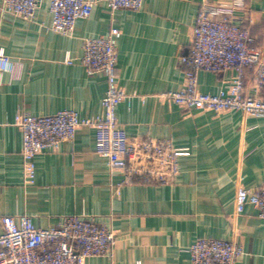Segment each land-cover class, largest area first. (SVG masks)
I'll return each mask as SVG.
<instances>
[{"label":"crops","instance_id":"1","mask_svg":"<svg viewBox=\"0 0 264 264\" xmlns=\"http://www.w3.org/2000/svg\"><path fill=\"white\" fill-rule=\"evenodd\" d=\"M96 1L70 36L49 28L48 0L39 1L32 21L0 12V47L20 62L16 74L5 72L0 83V221L26 213L35 225L47 227L68 214L94 215L115 229L117 238L111 256L89 257L85 264H191L186 248L199 237L238 243L243 256L237 264H264V219L251 205L235 217L234 205L239 183L253 189L264 182V116L188 110L159 97L181 86L179 56L190 45L202 0H143L138 10L113 13L107 0ZM245 4L251 45H262L264 0ZM113 25L121 30L118 83L129 95L116 115L127 140L165 139L188 147L189 154L178 157L171 183H127L94 151V130L80 125L72 142L35 156L34 181L24 185L16 113L69 109L80 118L98 115L106 80L99 72L87 74L79 62L81 39ZM67 53L72 63L65 62ZM251 75L247 70L248 93H253ZM229 78V72L201 69L198 90L214 94L229 85Z\"/></svg>","mask_w":264,"mask_h":264},{"label":"built area","instance_id":"2","mask_svg":"<svg viewBox=\"0 0 264 264\" xmlns=\"http://www.w3.org/2000/svg\"><path fill=\"white\" fill-rule=\"evenodd\" d=\"M40 0H1L0 12L32 21ZM96 0H48L49 28L62 35L73 34L75 22L88 17ZM143 0H107L110 12L119 9L138 10ZM245 0H202L194 18L190 45L179 56L183 66L179 89L163 92V100L183 109L207 108L215 112L242 111L249 116H264V44L254 41L248 26ZM121 30L110 26L104 34L81 39L79 62L87 74L101 73L106 90L101 112L80 118L76 111L64 109L51 114L16 113L13 124L21 133V169L24 185L35 178L36 155L58 151L64 141L72 142L76 128L85 125L94 130V151L107 160L110 170H119L124 181L153 184L171 183L179 171L178 157L188 155V147H177L169 140L150 136L131 141L120 127L116 115L118 104L129 95L118 83L116 70L117 43ZM66 63L73 59L67 53ZM20 62L0 47V83L5 72L15 75ZM204 69L214 73L229 72V85L214 94L198 90L197 74ZM251 70L252 90L245 88L246 71ZM235 217L248 205L264 219V182L256 188L237 185ZM0 264H85L95 256H111L117 231L99 223L95 216L82 212L68 214L58 222L39 227L30 215L1 217ZM186 251L191 264H237L243 256L241 246L224 238L199 237Z\"/></svg>","mask_w":264,"mask_h":264}]
</instances>
